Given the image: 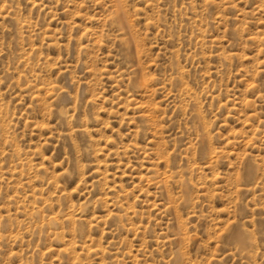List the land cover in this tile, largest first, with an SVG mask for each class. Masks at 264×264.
<instances>
[{"label": "rangeland", "instance_id": "rangeland-1", "mask_svg": "<svg viewBox=\"0 0 264 264\" xmlns=\"http://www.w3.org/2000/svg\"><path fill=\"white\" fill-rule=\"evenodd\" d=\"M0 264H264V0H0Z\"/></svg>", "mask_w": 264, "mask_h": 264}]
</instances>
